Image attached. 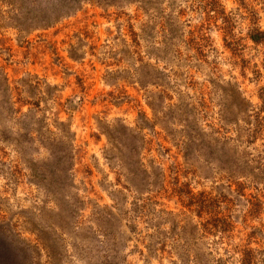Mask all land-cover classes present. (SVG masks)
Listing matches in <instances>:
<instances>
[{
	"label": "rangeland",
	"instance_id": "1",
	"mask_svg": "<svg viewBox=\"0 0 264 264\" xmlns=\"http://www.w3.org/2000/svg\"><path fill=\"white\" fill-rule=\"evenodd\" d=\"M216 2L230 34L197 0L25 31L0 0V264H264V188L213 166V127L264 162V0Z\"/></svg>",
	"mask_w": 264,
	"mask_h": 264
},
{
	"label": "trees",
	"instance_id": "2",
	"mask_svg": "<svg viewBox=\"0 0 264 264\" xmlns=\"http://www.w3.org/2000/svg\"><path fill=\"white\" fill-rule=\"evenodd\" d=\"M83 0H18V5L22 8L21 17L17 22L12 24L13 28H19L22 31L28 30L31 27H46L51 25L53 22L57 21L61 16L68 15L74 10H76L79 6V3H81ZM97 3H100V0H94ZM105 2L111 3L113 0H103ZM129 3H137L138 7L142 10V12L151 20L154 21V18H160L161 16V8L160 4L163 2V0H125ZM216 1V0H215ZM199 7L201 8V14L203 15V20L208 23L211 22V19L213 18L214 23L216 19H219L220 25L219 28L222 29L225 35L228 33L230 34L231 29V21L227 14L225 13L224 9L216 2V5L213 4V0H197ZM9 3L11 6L15 5V0H9ZM174 12H177L176 10V2L174 4ZM171 5V7H172ZM213 7V8H212ZM213 12V14H212ZM175 18H178L177 14H174ZM166 23V21H165ZM155 24V23H154ZM147 28L152 30H155L156 26L151 27L148 26ZM159 31H161V27H159ZM264 34L263 32L257 30L255 33L249 35V39L255 43L259 42L261 40V35ZM0 82H3L2 89L4 91L8 90V79L5 75H2V78L0 79ZM152 108V104H149ZM247 117L246 114H241ZM22 116L28 118V120H31V118L34 116L32 111L28 112L27 114H22ZM220 119L228 123L231 118L226 117L224 114H221ZM243 120V119H242ZM245 122V120H243ZM242 129L239 128V130L236 132L237 141L242 142L240 140ZM127 139L132 138L134 139V134L131 133L126 134ZM63 139H57L58 142H62ZM72 141V139H70ZM232 141L229 137L223 136L220 134V130L216 127H213V166L218 167L219 169H222L226 171L229 176L236 173V179L237 178H243L248 179L253 186H262L264 188V162L261 161V157L258 158H250L248 156V152H245L243 149L239 150L238 147H230L227 146L223 142ZM248 141L247 139L245 140ZM71 145V143H70ZM50 148V155L60 159L61 155H65L69 152L70 146H62L61 148H57L56 150L51 146ZM128 151L132 154H135L136 151L133 148V146H129ZM70 155V154H69ZM136 162H138L136 160ZM135 165V161L133 162ZM133 165V166H134ZM129 183H131L130 180L127 179ZM243 183L242 182H234V186H237V188L241 189ZM62 188V187H61ZM258 188V187H257ZM138 190V189H137ZM139 192V190H138ZM239 195H243L241 191L239 192ZM258 202L254 203V210H257L256 206ZM136 206L134 207V210H136ZM111 216V214H109ZM213 218V217H212ZM217 224H214V227H216ZM183 247H189L190 243L183 244ZM247 254H243L240 264H247L246 263V257ZM199 264H210L207 261H199ZM198 264V263H197ZM214 264V262H213ZM215 264H223L222 262L215 261Z\"/></svg>",
	"mask_w": 264,
	"mask_h": 264
}]
</instances>
